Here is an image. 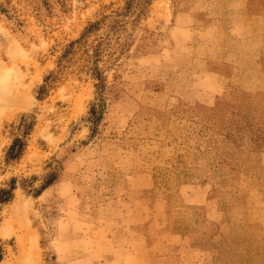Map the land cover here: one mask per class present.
I'll use <instances>...</instances> for the list:
<instances>
[{"label": "rangeland", "instance_id": "1", "mask_svg": "<svg viewBox=\"0 0 264 264\" xmlns=\"http://www.w3.org/2000/svg\"><path fill=\"white\" fill-rule=\"evenodd\" d=\"M202 2L208 1L0 0V25L24 48L47 44L15 65L0 48V68H17L23 81L14 107L0 118V189L15 183L13 199L0 209V264H22L27 254L36 264H81L95 249L91 230L104 203L128 198L142 218L147 207L166 201L174 231L186 212L196 246L198 220L217 233L209 264H264V225L252 221L264 216V49L247 74L230 76L214 106L194 104ZM246 12L264 13V0H248ZM94 68L104 77L106 102L91 136ZM22 118L33 129L22 156L7 160ZM51 174L57 179L38 195ZM143 177L151 185L138 190L135 180ZM199 193L208 203L188 206ZM25 200L31 208L21 217L15 209ZM121 208L111 207L113 220Z\"/></svg>", "mask_w": 264, "mask_h": 264}, {"label": "crops", "instance_id": "2", "mask_svg": "<svg viewBox=\"0 0 264 264\" xmlns=\"http://www.w3.org/2000/svg\"><path fill=\"white\" fill-rule=\"evenodd\" d=\"M207 1L198 4V29L194 34L198 35V42L193 44L198 57L196 69L191 73L190 93L194 104L212 107L228 88L230 76H244L254 68L256 54L264 49V13L246 15L248 0H225L227 2L220 4ZM219 34L222 38L215 40ZM209 65L228 67L231 72L228 75L208 69ZM135 182L138 190L151 185L144 177ZM192 196L188 206L204 207L208 203L206 195ZM130 204L132 199L129 198L104 203L101 223L91 230L90 241L95 249L83 257L81 264H92L95 259L102 264H209L208 249L217 233L204 231L198 220L196 246L190 228L194 223L186 212L182 220L173 218L178 222L174 231L171 222L166 220V201L158 200L147 207L146 218ZM113 205L116 209L122 207L114 220L110 217ZM260 212L264 215V209ZM252 221L264 225V216Z\"/></svg>", "mask_w": 264, "mask_h": 264}, {"label": "clouds", "instance_id": "3", "mask_svg": "<svg viewBox=\"0 0 264 264\" xmlns=\"http://www.w3.org/2000/svg\"><path fill=\"white\" fill-rule=\"evenodd\" d=\"M0 48H3L4 55L10 64L15 65L26 63L34 53L40 54L46 51L47 44L41 41L39 46L32 45L26 49L8 29L0 25ZM22 82V72L17 68H0V118L14 107L13 99L15 90L22 85ZM42 138L45 140L48 139L43 136ZM30 208L31 204L25 200L15 209V213L18 216L27 217ZM2 239L3 237L0 236V240ZM53 254L59 255L55 248H53ZM22 264H36V258L31 254H27Z\"/></svg>", "mask_w": 264, "mask_h": 264}, {"label": "trees", "instance_id": "4", "mask_svg": "<svg viewBox=\"0 0 264 264\" xmlns=\"http://www.w3.org/2000/svg\"><path fill=\"white\" fill-rule=\"evenodd\" d=\"M99 24L95 23L90 25L82 34L81 38L83 39L86 34L91 33L94 31ZM73 43L70 44L72 46ZM68 49L65 50L67 53ZM63 56H65V54ZM95 80H97V84L95 85L96 88V99L95 101L89 106L87 112L86 122L90 124L89 130L90 135L93 136L97 132L98 123L102 119L104 107H105V97L103 95L105 91V84H104V77L102 74L97 70V68L93 69V73L91 74ZM17 129L21 130L22 135L20 137H16L13 139L12 143L10 144L6 158L7 160H17L19 159L25 148H26V137L30 134L31 130L33 129V122H27L23 118L19 123ZM56 175L51 174L47 180L41 185L40 189L36 192L38 195L41 194L43 191L48 189L54 181L56 180ZM15 190V183L14 180L10 181V184L7 188L0 189V209L3 205L8 204L13 199V191Z\"/></svg>", "mask_w": 264, "mask_h": 264}]
</instances>
